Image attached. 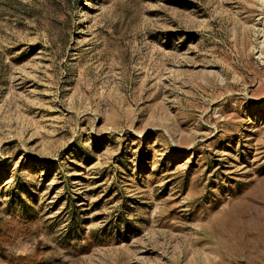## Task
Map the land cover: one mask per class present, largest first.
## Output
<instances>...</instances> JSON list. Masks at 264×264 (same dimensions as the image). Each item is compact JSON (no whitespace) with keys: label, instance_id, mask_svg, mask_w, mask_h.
<instances>
[{"label":"rangeland","instance_id":"rangeland-1","mask_svg":"<svg viewBox=\"0 0 264 264\" xmlns=\"http://www.w3.org/2000/svg\"><path fill=\"white\" fill-rule=\"evenodd\" d=\"M0 264H264V0H0Z\"/></svg>","mask_w":264,"mask_h":264}]
</instances>
